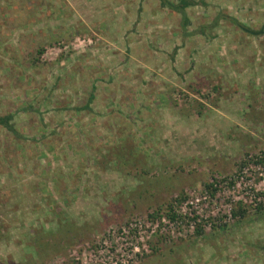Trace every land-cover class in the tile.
Segmentation results:
<instances>
[{"label":"rangeland","instance_id":"obj_1","mask_svg":"<svg viewBox=\"0 0 264 264\" xmlns=\"http://www.w3.org/2000/svg\"><path fill=\"white\" fill-rule=\"evenodd\" d=\"M159 5L0 0V264H264V34Z\"/></svg>","mask_w":264,"mask_h":264},{"label":"trees","instance_id":"obj_2","mask_svg":"<svg viewBox=\"0 0 264 264\" xmlns=\"http://www.w3.org/2000/svg\"><path fill=\"white\" fill-rule=\"evenodd\" d=\"M159 7L160 9L162 8H167L171 12H177L181 14V21H180V33L181 37L184 40L185 37L194 35L196 33H202L208 37L214 38V35L212 33L213 28L216 27L220 20L222 19H227L231 21L233 24L241 28L243 31L246 33H261L264 34V23L262 24L261 28L258 31L252 30L250 27H248L245 23L240 22L237 18L224 13V11H219L218 14L213 18V19H207V21L201 23L200 25L197 26V28L193 30H189V26L191 24V19L190 16L188 15L187 10L190 7L197 6L200 4H207L206 1L204 0H159ZM142 10V9H139ZM178 48V47H177ZM39 53L43 52V49L38 50ZM176 51H174L175 53ZM189 86H193V84H190ZM217 86L214 87L216 89ZM95 89V86H93V90ZM94 92L90 94L89 102H87L85 105L78 109H89L91 101L94 99ZM13 114H6V115H0V125L6 127L9 129L11 132H17V129L15 128L12 120H13ZM264 161V156L263 158L261 157V160H259V163ZM209 186V185H208ZM262 210V207L260 208ZM247 210L243 207L239 208H234L232 210V215L234 217H237L238 215L244 216L246 214ZM173 216V215H172ZM171 216V217H172ZM174 217H172L173 219ZM67 225L73 226V222L68 223ZM200 232V230L198 231ZM40 248H38L37 253L39 254V258L45 259L46 257L50 256V253H52V249L56 247L53 243L47 242V243H40L39 244Z\"/></svg>","mask_w":264,"mask_h":264}]
</instances>
